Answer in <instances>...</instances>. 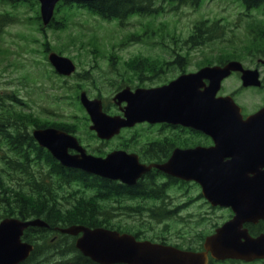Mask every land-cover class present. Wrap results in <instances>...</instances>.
Segmentation results:
<instances>
[{
  "label": "rangeland",
  "instance_id": "obj_1",
  "mask_svg": "<svg viewBox=\"0 0 264 264\" xmlns=\"http://www.w3.org/2000/svg\"><path fill=\"white\" fill-rule=\"evenodd\" d=\"M6 12L17 19L0 34V92L17 94L24 102L21 107L42 121L75 124L74 134L93 155L97 154L96 150L106 153L120 146L122 140L103 142L92 136L88 114L77 101L80 92H87L90 98L106 100L110 105L118 84L115 74L125 73L128 62L145 58L166 62L178 53L188 59L182 71L194 72L203 64L219 63L234 54L239 55L250 44V29L263 30L260 12L247 11L238 0H209L198 8L179 6L156 17H134L123 23L106 21L75 8L69 10V23L62 30L39 29V22L35 20L38 12L40 16L39 4L14 9L0 2V14ZM59 16L55 15V19L61 21L63 15ZM204 20L218 21L224 26L225 35L222 40L195 48L187 40L195 24ZM134 33L144 37L139 41L130 40L129 36ZM46 43L50 51H62L64 56L75 61L77 73L74 76L59 78L53 73L48 53L44 52ZM170 72L167 73L169 80L179 72L183 74L180 69ZM130 77L131 83H136L137 78ZM161 80L147 83L158 84ZM107 207L111 210L112 222L127 231L140 232L144 239L157 240L166 234L173 235L179 228L177 220L160 224L135 202L109 201ZM62 241L64 245L60 242L58 246L54 241L44 247L43 251L48 253L41 256H44L43 264H56L71 255L60 254L58 250L60 247L68 249L67 244L74 239L68 237Z\"/></svg>",
  "mask_w": 264,
  "mask_h": 264
},
{
  "label": "water",
  "instance_id": "obj_2",
  "mask_svg": "<svg viewBox=\"0 0 264 264\" xmlns=\"http://www.w3.org/2000/svg\"><path fill=\"white\" fill-rule=\"evenodd\" d=\"M38 1L43 24L47 26L53 19L56 4L61 0ZM49 61L60 75L70 76L76 71L75 63L58 53L51 52ZM241 70L242 66L239 62L231 61L224 66H207L197 73L181 75L168 85L159 88L138 89L135 93L127 88L115 97L119 103L123 101L129 103L124 117L106 114L103 111L102 101L90 99L86 92L81 93L80 100L92 120L91 129L102 139H110L118 134L121 128L132 126L136 122L167 120L194 126L215 139L217 145H223L228 139L236 140L245 130L254 131L255 124H264V109L257 115L243 120L239 108L231 97H217L222 81L232 71ZM245 72L248 80L251 73ZM205 79L209 80V85H205ZM232 125L233 127H227ZM33 136L38 144L49 150L63 166L103 178L121 180L134 185L137 179L150 169L141 165L137 156L122 151L111 153L106 158L89 155L75 136L54 127L36 128L33 130ZM215 148L207 150L208 155L203 154L201 149L194 152L177 150L166 164L155 166L173 176L195 180L205 188H213L209 196L215 204L229 205L225 198L232 196L220 191L223 188L237 186L257 188V192L246 195L252 198L250 201L253 209H248L245 205L238 207L233 221L243 223L257 219L247 215L264 217V177L253 179L238 177L243 171L256 168L258 161L223 163L214 159ZM70 150L78 153L71 154ZM29 227H48V224L39 218L21 220L12 217L0 222V264H20L30 256L34 246L22 241L24 231ZM61 232L73 236L81 234L76 241L77 249L98 264H205L206 262L204 258L191 252H183L150 241H137L132 235L106 228L74 225L61 229ZM218 238L220 237L217 236L215 239ZM261 242L262 238L246 237L243 249H218V253L223 254L225 258H240L247 261L264 258V243Z\"/></svg>",
  "mask_w": 264,
  "mask_h": 264
},
{
  "label": "trees",
  "instance_id": "obj_3",
  "mask_svg": "<svg viewBox=\"0 0 264 264\" xmlns=\"http://www.w3.org/2000/svg\"><path fill=\"white\" fill-rule=\"evenodd\" d=\"M205 1L209 0H95L85 3L65 0L57 5L55 12V15H63V19L61 21H58L59 18L54 19L49 27L55 30L64 29L66 23H69V10L75 8L86 10L89 14L106 21L123 23L134 17H156L179 6L198 8ZM239 1L248 10L264 12V0ZM0 2L14 9L23 6L34 7L39 4L37 0H0ZM16 19L14 14L1 13L0 34ZM35 20L39 22V29L45 30L40 23L39 12ZM259 22L263 30L250 29L249 43L253 47L264 43V21L260 19ZM223 28L224 26L218 24V21L198 22L193 27L187 42L195 48H200L216 40H222L225 35ZM143 37V34L135 33L129 36L133 41H139ZM44 47V52L48 53L49 44H44ZM185 58L181 54H176V63L182 68L187 65ZM137 61L129 62L130 68L150 69L151 72H157L160 68L158 61L150 65ZM53 73L56 75L55 71ZM21 105L23 106V103L17 94L0 92V220L8 217L21 220L40 218L49 225L47 228L30 227L25 231L23 239L33 243L35 249L22 264H43L44 256H41L48 253L43 251L44 247L53 244V237L57 236L55 241L58 246H61L59 244L63 239H68L67 235L60 233L62 228L83 225L127 231L121 225L112 222L111 210L107 207V202L112 197H117L121 201L124 198L125 200L145 198L150 196L146 194L148 188L161 185H148L144 181L135 186H126L62 166L48 150L39 146L32 130L55 127L76 133L75 124L42 121L24 110ZM170 180L174 181L173 178ZM67 245L70 250L60 247L58 252L71 255L65 256L56 264H97L78 251L74 241Z\"/></svg>",
  "mask_w": 264,
  "mask_h": 264
},
{
  "label": "flooded vegetation",
  "instance_id": "obj_4",
  "mask_svg": "<svg viewBox=\"0 0 264 264\" xmlns=\"http://www.w3.org/2000/svg\"><path fill=\"white\" fill-rule=\"evenodd\" d=\"M262 12H260V19L264 21V12ZM236 57L237 59L232 58L226 63L238 61L242 70L231 72L229 77L223 80L218 96H231L246 120L264 109V43L256 44L254 47L247 44ZM140 61L147 65L155 62L149 60H138L137 62L140 63ZM158 66L160 68L157 72L144 68L135 69L136 67L128 70L125 67V73H116L114 80L118 81V84L114 91L115 94L110 105L105 102L106 100H102L104 110L110 115L124 116V110H127L126 106L129 103L128 101L119 103V100L114 98L116 94L126 88L134 93L137 89L166 85L181 75L179 72L178 76L169 80L167 73L177 71V69L183 73L182 70H184L176 63V59L166 62L159 61ZM245 71L251 73L248 80ZM130 76L137 78L136 83H131L133 81ZM160 78H162L161 83H147L156 82ZM139 127H143L142 132L136 131ZM227 127H233V125ZM255 127L254 131L248 129L241 132L236 140L228 139L225 144L217 145L215 139L195 127H184L166 121L157 124L145 122L130 129H123L120 135H116L117 137L112 140H122L120 146L106 153H102L101 150L96 151L100 152L98 156L104 157L112 152L126 150L128 153L136 154L141 164L150 167L137 179L135 185L145 181L148 185L161 186L148 188L146 194L150 196L127 198L126 202H135L144 210L156 213L160 222L178 221V230L173 235L166 234L156 238L157 242L196 254L206 260L205 264H264V258L247 261L225 258L223 254L218 253V249H243L246 237L262 238L261 243H264V217L247 215L257 219L243 223L233 221L238 207L245 205L248 209H253L250 201L252 198L246 195L257 192V188L249 186L223 188L220 191L232 196L225 198L229 205H215L209 196L213 188H205L196 181L173 178L155 168V165L169 161L177 150L194 152L201 149L203 154L208 155L207 150L216 147L213 157L223 163L258 161L256 168L243 171L238 177L245 179L264 177V124H255ZM228 130L226 131L229 132ZM217 236L220 238L215 239Z\"/></svg>",
  "mask_w": 264,
  "mask_h": 264
},
{
  "label": "bare ground",
  "instance_id": "obj_5",
  "mask_svg": "<svg viewBox=\"0 0 264 264\" xmlns=\"http://www.w3.org/2000/svg\"><path fill=\"white\" fill-rule=\"evenodd\" d=\"M42 249V248H41ZM52 252V251H51ZM56 252V251H55Z\"/></svg>",
  "mask_w": 264,
  "mask_h": 264
}]
</instances>
